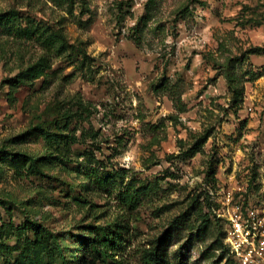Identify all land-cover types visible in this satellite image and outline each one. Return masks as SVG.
Masks as SVG:
<instances>
[{"label": "rangeland", "instance_id": "obj_1", "mask_svg": "<svg viewBox=\"0 0 264 264\" xmlns=\"http://www.w3.org/2000/svg\"><path fill=\"white\" fill-rule=\"evenodd\" d=\"M147 2L0 0V12L17 10L59 28L69 49L51 57L45 76L24 81L19 73L41 50L0 30L1 250L20 246L33 221L63 235L70 261V235L79 226L122 218L125 250L116 258L141 264L153 239L191 209L189 224L167 248L170 264H229L209 249L214 223L195 231L191 199L206 189L207 171L225 189L264 191V24L249 20L264 0H155L152 18L135 29ZM230 72L242 88L239 103ZM15 78L23 82L14 85ZM178 96L185 112L175 108ZM204 133L200 153L167 158L179 153V140L191 143ZM9 150L48 154L36 163L43 174L13 170ZM81 162L102 166L104 174L122 172L125 184L158 182L160 189L125 211L109 193L81 187L74 168Z\"/></svg>", "mask_w": 264, "mask_h": 264}, {"label": "trees", "instance_id": "obj_2", "mask_svg": "<svg viewBox=\"0 0 264 264\" xmlns=\"http://www.w3.org/2000/svg\"><path fill=\"white\" fill-rule=\"evenodd\" d=\"M73 4V3H72ZM155 0H148L145 4L144 15L136 22L137 29L139 23H146L148 19L152 18L151 10L155 7ZM249 10V7H243ZM253 19H249L254 25L264 24V3H262V10L258 13L251 14ZM244 18V17H242ZM244 23L251 24L250 21H244ZM0 30L5 31L10 37L22 43L30 44L31 46H37L41 50V54L36 61L27 65V67L19 73L21 80L26 77L31 81H35L42 76H45V71L50 67V59L52 56H60L66 54L69 49L64 34L61 30L52 29L51 26L42 24L36 21L34 18L24 15L17 10L10 9L6 12H0ZM260 51V49H258ZM256 49L249 50L248 53L258 52ZM84 59L81 60V64H84ZM228 85L231 89L233 101L239 103L242 101V88L236 83L235 75L230 72L227 77ZM20 79L15 78L13 80L14 85L20 84ZM28 81V80H24ZM176 109L179 112H185L184 105L180 104V97L176 99ZM66 128V126H65ZM44 135L45 141H50L51 134L44 129H41ZM23 134L22 136H24ZM208 133H204L191 143H187L183 140H179V153L177 155H170L167 158L169 160L178 158L180 160H187L194 157L201 152L202 145L208 138ZM186 145V146H185ZM8 153L15 160L11 167L13 170L20 171L23 167H28L29 170L36 171L42 175L43 171H39L37 167V161H48L49 155L46 153H40L38 156L28 155L19 150H9ZM86 160V159H85ZM87 161H90L87 158ZM86 163V162H85ZM85 163H78L74 168L82 177L81 187L85 191L100 190L109 193L110 196H114L117 200L120 208L127 211L136 210L142 201L150 194L157 193L160 189L158 182L139 184L124 183V173L115 171L109 174L101 173L100 167H95L89 162V166ZM98 162H96L97 164ZM89 167V168H88ZM214 171H207L205 176L206 189L200 191L196 197L191 199V205L193 206V212H197L199 219V225L196 232L205 233L206 229L211 223H214L217 236L215 240L209 245L211 251H218L219 261L227 260L229 264H235L232 257L229 255L228 248L224 243V232L222 224L216 215L212 212L213 208L218 206V202L215 200L217 192L220 191V185L217 184L214 177ZM256 178V173L253 174V179ZM251 192L250 187L245 190L244 195L248 196ZM210 193H213L212 195ZM82 203V202H77ZM88 207V212L91 210L92 205H89L87 201L83 202ZM81 205V204H80ZM82 206V205H81ZM84 207V205H83ZM190 208V207H189ZM191 212L189 209L187 212H183L179 216L174 217L168 228L159 236H157L151 242V247L144 249L141 254V264H170L167 256V248L170 245L173 236L177 233V230L185 224H189L190 218L187 216ZM192 212V213H193ZM124 219L117 218L116 220L105 223L103 226L99 225H82L78 227V233L70 235L73 245L74 253L70 261L67 259V253L69 252L68 246L62 245L63 235L58 233H52L45 230L41 225L36 224L33 221H28L26 226L29 235H26L20 244L8 251L4 252V259L2 264H127L126 262L117 259L116 256L121 254L125 250V237L124 232L127 229V225L123 224ZM7 252V253H6ZM1 254V253H0ZM75 258V259H74Z\"/></svg>", "mask_w": 264, "mask_h": 264}, {"label": "built area", "instance_id": "obj_3", "mask_svg": "<svg viewBox=\"0 0 264 264\" xmlns=\"http://www.w3.org/2000/svg\"><path fill=\"white\" fill-rule=\"evenodd\" d=\"M244 192L220 186L214 196L218 206L212 212L222 224L234 263L264 264V191L248 196Z\"/></svg>", "mask_w": 264, "mask_h": 264}]
</instances>
